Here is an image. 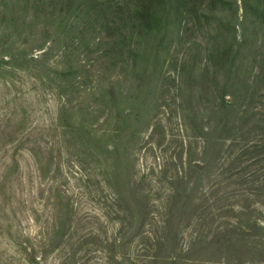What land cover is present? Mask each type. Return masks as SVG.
<instances>
[{"label":"rangeland","instance_id":"1","mask_svg":"<svg viewBox=\"0 0 264 264\" xmlns=\"http://www.w3.org/2000/svg\"><path fill=\"white\" fill-rule=\"evenodd\" d=\"M240 2L198 0L186 6L193 10L191 14H176L159 80H152L150 98L139 106L119 98L126 86L138 83L120 79L125 55L115 60L118 69L109 73L118 87V101L113 103L107 98L113 95L102 98L104 89L111 85L101 82L103 61L97 53L91 54L88 83L67 98L63 125L69 129L57 122L63 99L46 85V74L55 75L62 65L58 64L59 53L50 59L44 73L38 74V66L31 65L30 73L39 75L35 80L29 72L16 73L12 65L0 63V190L2 178L10 174L7 192L0 194V207L15 208L16 231L27 232L34 240H39L44 228L58 218V204L70 203L72 207L73 240L68 239L64 248L51 255L48 264H264V142L262 145L260 141L264 135L255 125L253 150L240 151L244 147L241 144L238 152L228 156L225 147L222 169L218 173L212 169V175L204 177L199 193L186 202L180 217L169 225L165 222L172 183L188 166L190 148L193 146L198 156L203 150V140L193 138L201 136L194 121L197 116L203 126L202 118L208 113L200 93L209 83L206 54L216 44L211 36L217 35L221 16L242 15ZM2 3L4 0H0ZM37 30L36 35L43 36L42 28ZM13 41L15 44L9 43ZM21 43L18 36L8 40L14 45L13 51ZM260 69L259 63L253 68L254 72ZM86 75L81 74L76 82ZM250 81L255 93L252 106L259 113L256 119L263 124L264 80ZM80 105L84 117L78 112ZM132 109L136 115L133 125L128 118ZM106 120L109 129L103 124ZM121 124L136 137L129 140L127 132L128 183L119 200L104 179V173L111 172L109 158L85 150L78 133L82 126L83 131L92 130V137L102 136L104 131L109 135ZM227 167L232 168L230 178L225 173ZM110 176L112 182L114 177ZM251 181L260 188L252 199L258 202L253 208L258 212V223L240 222L232 215L213 220L211 212L218 213L220 208L240 210L253 186ZM104 240L123 243L115 251L114 261L107 259L111 249L100 247ZM3 241L0 235V243Z\"/></svg>","mask_w":264,"mask_h":264},{"label":"trees","instance_id":"2","mask_svg":"<svg viewBox=\"0 0 264 264\" xmlns=\"http://www.w3.org/2000/svg\"><path fill=\"white\" fill-rule=\"evenodd\" d=\"M197 1L4 0L1 4L4 8L0 9V49L3 50L0 63L12 65L11 69L16 73H30L31 65L38 66L37 73L41 74L48 71L47 64L50 59L59 53L61 59L58 64L62 62V65L55 75L46 74V85L57 91L63 99L57 122L63 129H69L63 125V118L68 110L67 98H70V93H78L80 86L88 83L92 65L88 57L97 53L99 60L103 61L101 82L107 81L111 85L104 89L102 98L113 95L107 98L116 103L118 87L115 85L117 83L113 82L114 75L109 73L118 69L119 65L115 60L125 55L120 79L123 82L136 80L138 83H132L128 88L126 86V89L119 92V98L123 101L131 100L137 106L145 103L154 87V84L151 85L152 80L158 78L162 62L168 53L169 37L173 36L169 31L177 22L176 14H191L193 10L186 6ZM182 6L186 8L180 9ZM240 9L242 15L236 13L221 16L216 28L217 35L211 36L216 44L206 54L209 83L200 93L208 113L202 118L203 126L198 122L197 116L194 121V127L201 131V136L198 134L193 138L203 140V150L198 156V152H194L191 145L188 166L172 183L173 191L168 201L165 220L168 225L173 219L180 217L186 202L199 193L204 177L211 176L212 169L217 170L216 173L219 168L222 169L225 147L228 156L230 152H238L241 144L244 147L240 148V151H252L255 132L253 125L264 135V123L256 119L259 113L257 115L256 108L252 106L255 93H252L250 81L252 78L264 80V0H241ZM206 18L209 19V16ZM41 28L44 33L39 37L36 33L37 29ZM17 36L22 43L13 51L14 45L8 44V40ZM31 38L35 40L32 41ZM9 43L15 44L14 41ZM112 57L114 61H111ZM257 63L261 69L254 72L253 68ZM2 67L0 65V70ZM37 73H30L29 76L35 80L39 77ZM83 73L87 74L86 77L81 82H76L81 79L80 75ZM106 74L107 77L104 78ZM121 80L117 82H122ZM78 112L84 117L85 111L81 105ZM134 117L136 115L132 109L128 113L131 125L134 124ZM255 120L259 124H256ZM103 124L109 129V120ZM91 131H83L81 126L78 135L83 139L82 146L85 150L92 149L93 153L107 155L110 161L108 171L111 172L104 173V179L107 178L110 189L121 200V194L126 193L128 183L125 181L128 173L125 143L127 132L129 140L136 136L126 124L116 125L109 135L104 131L102 136L95 134L92 137ZM260 141L263 145L264 139ZM37 163L42 165L40 161ZM222 173L224 174L223 170ZM225 173L229 174L230 178L232 168L227 167ZM111 174L114 177L112 182ZM9 175L2 178L3 187L0 194L7 192ZM248 180L250 179L247 178L246 181ZM251 183L253 186L248 192L249 196L240 210H236L233 205L231 211L220 208L218 213L211 212L212 219L232 215L239 218L240 222L253 221L256 225L258 212L253 208L258 202H252V199L254 200L260 188L255 187V181ZM55 210L58 218L44 228L39 240H34L27 232L16 231L15 208L9 210L6 206L0 207V235L4 238L0 243V264H48L51 255L64 248L68 239L73 240L75 233L71 230V204H58ZM207 211L208 209L206 213ZM2 221L5 224H2ZM101 246L104 250L111 249L107 259L114 261L115 251L121 249L123 243L104 240ZM66 258L68 259V256Z\"/></svg>","mask_w":264,"mask_h":264}]
</instances>
